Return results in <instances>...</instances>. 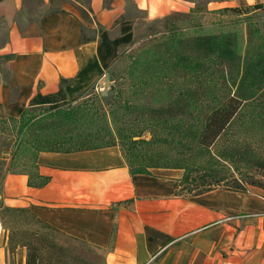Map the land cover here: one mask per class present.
Masks as SVG:
<instances>
[{
    "label": "crops",
    "instance_id": "1",
    "mask_svg": "<svg viewBox=\"0 0 264 264\" xmlns=\"http://www.w3.org/2000/svg\"><path fill=\"white\" fill-rule=\"evenodd\" d=\"M179 5L0 0V118L18 119L37 93L73 99L99 83L135 38L133 10L153 20ZM32 163L35 173L3 171L0 203L102 252L100 264H264L263 188L188 194L182 168L132 173L118 144L40 150Z\"/></svg>",
    "mask_w": 264,
    "mask_h": 264
},
{
    "label": "rangeland",
    "instance_id": "2",
    "mask_svg": "<svg viewBox=\"0 0 264 264\" xmlns=\"http://www.w3.org/2000/svg\"><path fill=\"white\" fill-rule=\"evenodd\" d=\"M176 1L180 3L177 10L153 20L146 18V12L133 10L132 16L139 19V29L132 43L99 83L73 99L58 102L61 110L50 112L47 105L30 106L21 121L29 120L31 125L23 129L18 120L0 121V178L5 169L35 173L32 162L39 149L111 142L128 154L141 153L145 156L144 163H153L158 160L157 156H179L182 141L190 138L185 143L187 150L181 163L205 164L206 158L193 156L192 132L168 130L161 119L165 115L169 118L168 124L183 123L200 128L210 111L228 93L234 92L243 73L253 77L258 86L238 111L230 129L218 136L211 149L215 151L230 142L234 131L235 139L253 143L257 153H264L260 135V132L264 134V9L250 8L237 14L218 11L225 6H241L237 0ZM247 1L264 3V0ZM150 12L153 14L152 6ZM177 58L191 61V66L179 64ZM245 59L250 60L248 66L243 64ZM96 85H102L103 89L96 91ZM55 121L74 126L79 132L78 139L52 145L57 135L53 129ZM151 137L162 141L138 143L133 148L131 138L148 140ZM37 229L47 232L63 246L54 251L60 261L49 264H100L102 252L59 231L42 227L29 214L4 224L0 218V264H25L23 255L26 258L29 251L19 245L12 250L9 235L15 233L16 239L27 241L31 239L28 233Z\"/></svg>",
    "mask_w": 264,
    "mask_h": 264
},
{
    "label": "trees",
    "instance_id": "3",
    "mask_svg": "<svg viewBox=\"0 0 264 264\" xmlns=\"http://www.w3.org/2000/svg\"><path fill=\"white\" fill-rule=\"evenodd\" d=\"M264 9V3L256 2L253 4L241 5V6H225L219 8L218 11L225 12L231 11L234 13L246 12L248 9ZM177 62L181 65L187 67L191 66V61L183 62L180 58H177ZM245 66L250 64V60L245 59ZM258 85L254 81V78L247 76L243 73L235 85V90L232 93H228L223 101L216 107H214L209 115L206 117L205 121L201 124L200 128H195L191 125L185 124H168L169 118L165 115L161 120H163L162 125H164L168 130L172 128L176 129L179 133L192 132V140L195 142V147L193 149L194 157L196 158H206L205 164L188 165L181 163L184 158V152L186 149V144L188 141H182V151L180 155L173 158L170 155L167 156H157L158 160L153 163H144L141 153L132 152L128 154L125 150L120 147L123 156L129 166V170L132 173L135 172H145L148 167L152 166H164V167H179L183 169V175L180 180L181 190H187L188 194H199L205 191H209L216 188H223L239 192H248L249 187L257 186L264 189V156L263 152L257 153V146L254 147L253 143L241 142L239 139L234 138V131H231V140L226 142L222 148L212 151V146L218 138V136L225 130L230 129L232 122L237 115L238 111L242 108L244 103L252 98L254 94L255 87ZM252 88V89H251ZM66 100L65 94L60 87L59 90L52 94H40L37 93L30 100L31 106H42L47 105V109L50 112H55L61 110L59 108L58 102ZM27 112L25 110L21 116L16 119L13 117L0 118V121L5 119L18 120L20 123V128H26L31 125L29 120L22 122L23 115ZM71 116V115H70ZM69 116V117H70ZM73 116V115H72ZM62 122L55 121L53 127L56 136L53 137L51 143L62 144V143H73L79 137V132L74 130V126L61 125ZM173 130V129H172ZM262 140L264 141V134L260 132ZM167 141V139H165ZM191 140V139H190ZM162 139L157 137H151L148 140L145 139H132L131 142L133 148L138 143L153 144L160 142ZM116 144L114 142L95 145V146H85V147H73V148H45L40 150H52V151H69L83 148H93L102 145ZM63 145V144H62ZM120 146V145H119ZM128 149V148H127ZM128 151H131L128 149ZM128 154V155H127ZM132 155L133 159L129 156ZM166 155V154H165ZM46 178H42L41 182H44ZM29 183L30 182L29 180ZM29 214L31 217L35 218L41 223L42 227H48L52 230H56L54 227L45 223L44 221L37 218L29 209L25 207L7 206L0 203V218L2 223H7L10 221H17L23 219L24 215ZM61 233V232H60ZM30 235L29 240L16 239L15 233L9 235V247L13 250L15 246H25L29 253L25 258V264H46L54 261V263L60 261L59 255L54 251L56 249L63 248L62 245H58L53 239L48 236L47 232L34 230L28 233ZM69 237V236H68ZM72 238V237H71ZM74 239V238H73ZM47 250L44 254L43 251Z\"/></svg>",
    "mask_w": 264,
    "mask_h": 264
},
{
    "label": "built area",
    "instance_id": "4",
    "mask_svg": "<svg viewBox=\"0 0 264 264\" xmlns=\"http://www.w3.org/2000/svg\"><path fill=\"white\" fill-rule=\"evenodd\" d=\"M102 89H103L102 85H96V87H95V90H96V91H98V90H102Z\"/></svg>",
    "mask_w": 264,
    "mask_h": 264
}]
</instances>
